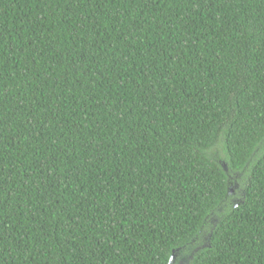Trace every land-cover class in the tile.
Wrapping results in <instances>:
<instances>
[{
  "label": "trees",
  "instance_id": "trees-1",
  "mask_svg": "<svg viewBox=\"0 0 264 264\" xmlns=\"http://www.w3.org/2000/svg\"><path fill=\"white\" fill-rule=\"evenodd\" d=\"M0 264H264V0H0Z\"/></svg>",
  "mask_w": 264,
  "mask_h": 264
},
{
  "label": "water",
  "instance_id": "water-1",
  "mask_svg": "<svg viewBox=\"0 0 264 264\" xmlns=\"http://www.w3.org/2000/svg\"><path fill=\"white\" fill-rule=\"evenodd\" d=\"M231 193H232V190H231ZM175 257L173 256V259H172V262L174 261Z\"/></svg>",
  "mask_w": 264,
  "mask_h": 264
}]
</instances>
